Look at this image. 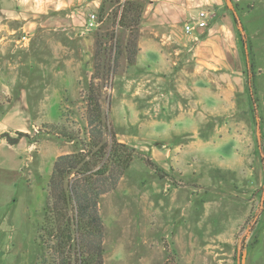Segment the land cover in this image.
Returning <instances> with one entry per match:
<instances>
[{"label": "rangeland", "instance_id": "1", "mask_svg": "<svg viewBox=\"0 0 264 264\" xmlns=\"http://www.w3.org/2000/svg\"><path fill=\"white\" fill-rule=\"evenodd\" d=\"M238 9L251 46L255 100L250 103L247 88L235 94L234 116L221 121L233 123L228 135L238 146L240 160L226 170L199 155L192 168L181 166L173 172L135 148L137 153L116 187L99 199L103 264H237L238 254L242 264H264V0H245ZM110 23L98 27L104 30ZM98 27L87 32L93 36L88 47L77 42L73 32L45 29L14 54L0 52V76L8 74L0 79V88L8 91L0 90V133L16 137L6 127L19 120L26 131H18L37 140L19 158V168L8 163V150L0 152V264H61L65 256L71 264L79 262L74 245L56 247L43 216L53 159L79 144L46 132L50 124L65 123L83 135L80 123ZM117 32L126 37L124 29ZM113 77L105 81L102 103L111 130L119 133L110 116ZM4 78L11 82L4 84ZM18 110L26 116L12 117Z\"/></svg>", "mask_w": 264, "mask_h": 264}, {"label": "crops", "instance_id": "2", "mask_svg": "<svg viewBox=\"0 0 264 264\" xmlns=\"http://www.w3.org/2000/svg\"><path fill=\"white\" fill-rule=\"evenodd\" d=\"M101 1L0 0V52L14 54L45 29L73 32L77 42L88 47L93 36L85 24ZM232 1L239 6L245 0ZM202 9L212 14L207 27L185 32V23ZM138 49L135 62L113 77L109 93L112 123L120 130L115 133L117 141L147 151L155 164L173 172L181 166L192 168L199 155L219 169H233L230 164L240 160L238 146L228 135L233 123L221 118L234 116L235 94L246 90L248 57L226 1L145 0ZM23 112L11 115L26 116ZM23 126L17 120L6 130L26 131ZM36 142L20 139L16 145L0 138V152L8 150V163L19 168V158Z\"/></svg>", "mask_w": 264, "mask_h": 264}, {"label": "trees", "instance_id": "3", "mask_svg": "<svg viewBox=\"0 0 264 264\" xmlns=\"http://www.w3.org/2000/svg\"><path fill=\"white\" fill-rule=\"evenodd\" d=\"M231 2L236 12L234 22L239 25L238 35L248 57L245 73L251 103L255 100L254 64L249 56L251 46L245 39L246 34L238 18V5ZM144 6L145 0L101 1L97 10L99 26L106 21L111 23L104 30L98 27L100 31L94 37L91 57L93 71L87 83L85 114L80 123L83 135L80 136V131L65 123L50 124L51 128L46 132L79 144L74 151L60 154L54 159L46 182L43 206L44 220L51 227L49 234L53 233L56 238V247L62 249L66 243L74 245L77 257L80 256L77 264H103L104 225L98 207L99 199L116 187L137 153L134 147L117 141L102 98L105 81L124 73L135 62ZM118 29L126 31L125 38L118 35ZM15 134L16 137H12L8 132H2L0 138H5L9 144H16L23 136L29 138L30 143L34 141L25 132L17 130ZM147 163L153 165L155 170H161L153 162L148 160ZM61 264H71L69 256L63 257Z\"/></svg>", "mask_w": 264, "mask_h": 264}, {"label": "built area", "instance_id": "4", "mask_svg": "<svg viewBox=\"0 0 264 264\" xmlns=\"http://www.w3.org/2000/svg\"><path fill=\"white\" fill-rule=\"evenodd\" d=\"M211 18L212 14L209 10H199L196 15L191 18V22L185 23L184 30L188 33L191 32L195 27L205 28L207 27ZM99 24L100 21L97 14H95V12L90 13L85 24L86 32L97 29Z\"/></svg>", "mask_w": 264, "mask_h": 264}, {"label": "water", "instance_id": "5", "mask_svg": "<svg viewBox=\"0 0 264 264\" xmlns=\"http://www.w3.org/2000/svg\"><path fill=\"white\" fill-rule=\"evenodd\" d=\"M226 1V5L227 7L234 13L236 14L235 12V9H234V5L232 4L231 0H225ZM237 264H242L241 262V259L239 257V254L237 255Z\"/></svg>", "mask_w": 264, "mask_h": 264}]
</instances>
